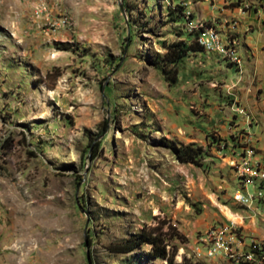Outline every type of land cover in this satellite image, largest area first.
Listing matches in <instances>:
<instances>
[{
    "label": "rangeland",
    "instance_id": "1",
    "mask_svg": "<svg viewBox=\"0 0 264 264\" xmlns=\"http://www.w3.org/2000/svg\"><path fill=\"white\" fill-rule=\"evenodd\" d=\"M198 23L230 52L168 71ZM159 220L178 262L235 264L193 252L222 227L264 264V0H0V264H166L110 250Z\"/></svg>",
    "mask_w": 264,
    "mask_h": 264
},
{
    "label": "trees",
    "instance_id": "2",
    "mask_svg": "<svg viewBox=\"0 0 264 264\" xmlns=\"http://www.w3.org/2000/svg\"><path fill=\"white\" fill-rule=\"evenodd\" d=\"M183 10L184 8L179 6L180 17L176 16L172 21L179 22L186 16L189 19L192 18V15H186ZM188 36L193 39L188 43L179 40L165 46V53L162 55L161 61L166 68L170 67L168 71L188 53L196 54L203 51L202 47L195 41L194 35L188 34ZM168 71L165 69L166 74H169ZM167 78L170 81L175 80L174 76ZM175 154L179 162L183 164H194L198 162V158L202 157L200 149H194L191 146L179 147L175 149ZM175 240L179 242L183 240L176 227L167 221L159 220L154 225L144 224L137 233H131L126 238L112 244L110 250L117 254H128L147 246L149 248L147 258L150 260H160L166 264H201L186 257H183L180 262L176 261L177 247L173 243Z\"/></svg>",
    "mask_w": 264,
    "mask_h": 264
},
{
    "label": "built area",
    "instance_id": "3",
    "mask_svg": "<svg viewBox=\"0 0 264 264\" xmlns=\"http://www.w3.org/2000/svg\"><path fill=\"white\" fill-rule=\"evenodd\" d=\"M191 28L194 29L195 41L202 47L203 50L213 51V46H222L223 54H226V51L230 52V48L227 47V44L229 43L222 45L220 37H216L213 29H205L202 23H198V25L195 26L191 25ZM247 154H253V150H248ZM244 158L241 159L240 162L247 164V161ZM232 164L236 166L235 162H232ZM237 167L239 172L242 174L252 172L251 170L247 172V169L244 168L243 165H239L238 162ZM250 174L258 175L260 173L258 171H253ZM261 176H263V174H260V177ZM238 198L240 200H244L243 196ZM226 231V228L220 227L212 229L209 233H207L206 239L202 242L204 252L201 253L198 248L193 250V252H195V256L197 257L196 260H200L198 258L204 257L207 259H222L235 264H261V259H263V257H261L262 251L259 247L254 245V249L251 248L250 251H243V249L238 250L237 248L241 243L238 242L237 246L233 247L231 237L227 236Z\"/></svg>",
    "mask_w": 264,
    "mask_h": 264
},
{
    "label": "bare ground",
    "instance_id": "4",
    "mask_svg": "<svg viewBox=\"0 0 264 264\" xmlns=\"http://www.w3.org/2000/svg\"><path fill=\"white\" fill-rule=\"evenodd\" d=\"M214 33H215L216 37H219L218 34H217L215 31H214ZM215 47H216V46H213V48H215Z\"/></svg>",
    "mask_w": 264,
    "mask_h": 264
}]
</instances>
